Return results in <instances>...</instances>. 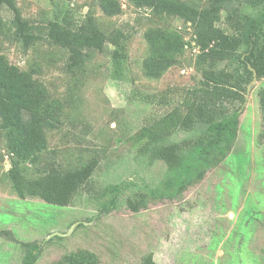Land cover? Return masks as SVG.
<instances>
[{"label":"rangeland","instance_id":"rangeland-1","mask_svg":"<svg viewBox=\"0 0 264 264\" xmlns=\"http://www.w3.org/2000/svg\"><path fill=\"white\" fill-rule=\"evenodd\" d=\"M119 1L122 13L110 17L98 0H16L22 18L32 25H44L67 10L79 25L92 11L107 33L124 31L128 58L117 77L110 59L98 51L85 50L84 66L68 73L66 50L44 40L24 49L11 33L0 35V54L21 70L32 71L51 99L63 105L58 128L46 131L50 151L40 155L36 169L48 161L71 169L98 161L88 189L68 206L20 199L7 174L10 160L0 133V232L9 233L0 234V264H22V243L39 246L34 264H60L65 255L79 251L93 253L99 264H142L149 254L155 264H264V118L257 92L264 78L241 105L237 139L224 161L174 199L148 197L135 213L128 207V197L138 200L135 196L145 188L159 187L167 169L163 162L135 160L132 136L170 112L201 74L194 65L198 51L190 23L165 16L159 20L148 9ZM184 1L199 5L198 0ZM0 13L9 23L11 12L0 7ZM160 24L176 29L191 45L176 66L159 79H149L142 74L149 52L143 34ZM162 96L166 99H159ZM33 171L27 176L32 178ZM130 180L138 187L124 190L116 208L102 212L100 203L108 199L105 189Z\"/></svg>","mask_w":264,"mask_h":264},{"label":"trees","instance_id":"trees-1","mask_svg":"<svg viewBox=\"0 0 264 264\" xmlns=\"http://www.w3.org/2000/svg\"><path fill=\"white\" fill-rule=\"evenodd\" d=\"M51 1L70 4L77 0ZM125 1L137 9H148L153 18L175 17L190 23L198 51L194 65L201 74L199 83L186 89L170 112L148 122L132 136L137 143L135 160L148 165L163 162L167 168L159 187L145 188L135 196L138 200L128 197L127 205L135 213L148 197L174 199L224 161L233 148L239 110L253 78L249 67L256 71L257 80L264 78V0H198V7L184 0ZM98 6L110 17L122 13L119 0H98ZM0 7L12 14L7 23L0 13V35L11 33L24 49L44 40L66 50L68 73L84 66L85 50H95L110 59L114 77L121 74L128 58V37L119 28L108 33L101 29L92 11L79 25L72 22L67 10L36 26L22 18L16 0H0ZM143 35L149 52L142 61V74L149 79H159L176 66L185 47L191 45L165 24L151 26ZM257 92L264 118V86ZM62 113V103L51 99L32 71L21 70L0 54V133L10 160L7 174L20 199L38 198L65 207L89 187L97 160L75 169L54 167V162L48 161V165L36 169L40 155L50 151L46 131L58 128ZM179 133L187 135L174 139ZM30 169L36 172L32 178L27 176ZM130 187L138 185L130 180L108 186L103 193L108 199L100 203V210L105 214L114 210L119 196ZM0 234L9 236L7 231ZM22 247V264H34L39 246L22 243ZM60 264L99 262L93 253L79 251L65 255ZM142 264H155L153 256L147 255Z\"/></svg>","mask_w":264,"mask_h":264},{"label":"water","instance_id":"water-1","mask_svg":"<svg viewBox=\"0 0 264 264\" xmlns=\"http://www.w3.org/2000/svg\"><path fill=\"white\" fill-rule=\"evenodd\" d=\"M249 69L252 71V73H253V78H252V80H251V82L248 84V86H247V91H246V96H245V102H246V100L248 99V97H249V94H250V91H251V89H252V86L254 85V84H256V82H257V74H256V71L253 69V68H251V67H249ZM244 102V103H245ZM239 112H240V110H239ZM61 236H64V235H61Z\"/></svg>","mask_w":264,"mask_h":264}]
</instances>
